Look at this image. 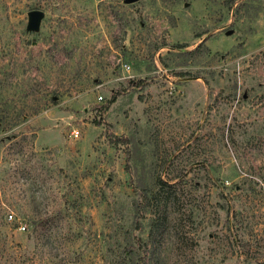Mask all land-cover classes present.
<instances>
[{
  "label": "rangeland",
  "instance_id": "obj_1",
  "mask_svg": "<svg viewBox=\"0 0 264 264\" xmlns=\"http://www.w3.org/2000/svg\"><path fill=\"white\" fill-rule=\"evenodd\" d=\"M0 264H264V0H0Z\"/></svg>",
  "mask_w": 264,
  "mask_h": 264
},
{
  "label": "water",
  "instance_id": "obj_2",
  "mask_svg": "<svg viewBox=\"0 0 264 264\" xmlns=\"http://www.w3.org/2000/svg\"><path fill=\"white\" fill-rule=\"evenodd\" d=\"M127 3H131L134 2L136 0H125ZM29 16V21H28V25L29 28H37L38 24H39V20L40 17L42 16V11L38 10V9H33L28 13Z\"/></svg>",
  "mask_w": 264,
  "mask_h": 264
},
{
  "label": "built area",
  "instance_id": "obj_3",
  "mask_svg": "<svg viewBox=\"0 0 264 264\" xmlns=\"http://www.w3.org/2000/svg\"><path fill=\"white\" fill-rule=\"evenodd\" d=\"M72 134H73L74 136H77L78 131H77L76 129H74V130H72ZM8 218H9V219L12 218V214H8ZM19 227H20L21 229H24V228H25V225H20Z\"/></svg>",
  "mask_w": 264,
  "mask_h": 264
}]
</instances>
